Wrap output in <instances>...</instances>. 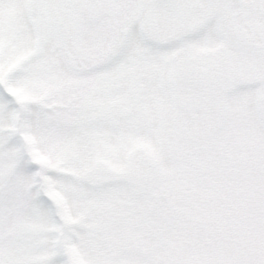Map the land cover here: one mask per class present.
I'll return each mask as SVG.
<instances>
[{"label":"snow or ice","instance_id":"obj_1","mask_svg":"<svg viewBox=\"0 0 264 264\" xmlns=\"http://www.w3.org/2000/svg\"><path fill=\"white\" fill-rule=\"evenodd\" d=\"M0 264H264V0H0Z\"/></svg>","mask_w":264,"mask_h":264}]
</instances>
